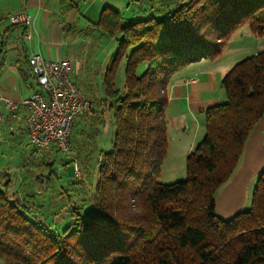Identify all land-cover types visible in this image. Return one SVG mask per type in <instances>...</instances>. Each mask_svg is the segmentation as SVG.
Segmentation results:
<instances>
[{
	"label": "trees",
	"instance_id": "16d2710c",
	"mask_svg": "<svg viewBox=\"0 0 264 264\" xmlns=\"http://www.w3.org/2000/svg\"><path fill=\"white\" fill-rule=\"evenodd\" d=\"M157 10L161 15L133 20L104 7L92 25L115 45L96 103L112 120L113 137L108 149H95L96 179L78 178L73 164L68 176L65 165L71 189L59 200L38 204L35 188L48 192L58 180L52 167L56 147L54 157L45 160L50 153L37 154L27 141L39 160L32 165L41 168L40 173L24 169L23 157L19 181L0 167V264H264V170L249 206L232 217L216 213L214 197L264 115V51L223 75L224 100L202 112L204 135L186 156L185 178L158 181L168 146L170 76L188 63L218 57L244 24L253 34L264 33V0L164 1ZM119 60H124L122 90L115 88ZM81 152L80 170L93 175L89 152ZM55 223L60 227L53 228Z\"/></svg>",
	"mask_w": 264,
	"mask_h": 264
},
{
	"label": "crops",
	"instance_id": "0c3cea01",
	"mask_svg": "<svg viewBox=\"0 0 264 264\" xmlns=\"http://www.w3.org/2000/svg\"><path fill=\"white\" fill-rule=\"evenodd\" d=\"M145 1L0 0V134H5L3 137L0 135V138L13 140L20 130L27 138L25 133L26 111L21 101L31 94L33 88V80L27 65V58L32 52H38L47 59H69L72 71H81L80 76L84 81L89 79V76L85 73V68L88 66L83 56L75 53H70L69 56L68 52L63 53L66 49L64 39L67 35L77 36L84 29L91 28L104 7L120 12L116 8L119 4L124 8L134 5L132 10L134 16L122 17L136 20L142 18L137 16L142 13L161 15L162 11L157 10V5L164 1L187 2L189 0H147L150 5L144 8ZM138 10L142 12L139 13ZM18 13L25 14L28 22L11 23L9 18ZM27 34L30 35L29 38L25 37ZM83 48L84 51L89 49L87 45ZM217 58H202L188 63L170 76L166 88L168 98L165 109L166 133L189 140L188 142L183 140L185 153H189L202 131L200 125V120L203 119L202 112L223 99L220 83L227 70L225 72L220 70ZM98 77L103 78L102 72L98 73ZM87 85L88 93H92ZM83 93L86 94V92ZM6 101L16 103L17 110L11 111ZM84 119L85 116H80L82 123ZM260 120L262 121L258 123L249 139V142L253 141L257 136V130H262L258 134L259 145L264 143V140H261V134L264 132V123H262L264 118ZM84 126L82 124V127ZM261 147L262 145L258 146L253 153L257 161L256 167L242 175L247 162L245 159L238 173L224 184L219 196L215 199V210L219 216L230 218L250 204L248 201L249 188L256 181L260 171L264 170V151H261ZM47 152L53 155L54 147Z\"/></svg>",
	"mask_w": 264,
	"mask_h": 264
},
{
	"label": "rangeland",
	"instance_id": "374dc122",
	"mask_svg": "<svg viewBox=\"0 0 264 264\" xmlns=\"http://www.w3.org/2000/svg\"><path fill=\"white\" fill-rule=\"evenodd\" d=\"M150 5L149 1H145L144 8H148ZM100 7V5H99ZM116 8L119 9V12L121 16H134L132 11L134 9V5H131L129 8H124L123 5H118ZM141 13L142 11H139ZM137 13V14H139ZM138 18L142 17L144 18L147 16V13H142L137 15ZM97 21V19H96ZM95 23V22H94ZM66 49H64L63 53L66 52L69 53H75L76 55H82L83 58L86 61V65L88 67L85 68V73L89 76V79L82 80L81 79V71H72V79L74 82H76L79 86V88L82 90V92H86L88 94V98L93 103V109L89 115H86L84 119L85 126L83 129L79 131H76V127L78 126V123L80 122V117L76 119V123L74 126V135L73 137L77 142H75V145H72V151L68 154H65L63 152L57 151V155L55 157L50 154L49 156L44 157L45 160H49L51 158H55L56 160L53 163V168L56 169V173L58 174V180H55L52 184L54 186L50 187V189L47 191H43L39 188H35L37 191V195L35 197L36 203L38 204H44L46 200H59V195L63 193L66 189H71L69 183L65 182L67 180V177L65 176V165L67 166V172L69 173L68 176L72 175V164L76 163L79 169V172L81 175L78 176V178L86 177V179L92 178L93 180L96 179V167H95V159H96V153L95 149H97V146L99 145L103 149H108L112 142L113 137V122L108 117V113L101 109L96 105L97 99H100L103 97V79L98 77V73L102 72L104 74L105 67L109 63L112 53L115 51V45L113 39L111 40L110 36L103 33L102 31H98L96 29H84L81 34L79 35H72L69 34L64 39ZM89 48L88 51H84V46ZM70 48L72 50H70ZM264 51V33L261 35L253 34L249 26L247 24H244L240 26L231 36L230 40L226 42L223 50L221 51V54L217 58V64L220 66V70L222 72H225L228 70L234 63L257 54L258 52ZM88 83V85L86 84ZM86 85L90 87V90L92 93H88L86 89ZM115 88H118L119 90H122L124 88V60L117 61V71H116V79H115ZM223 91V90H222ZM224 95V91H223ZM224 100V96L222 101ZM104 107V106H103ZM97 109V110H95ZM264 118V115L261 116L260 119ZM258 120L255 126L252 128V130L249 133V136L247 137L242 154L240 157V160L238 164L236 165L233 173L229 177V179L225 182H229L231 178L238 173L239 169L242 168L241 165L246 159V166L245 170L242 175H245L249 170L254 169L257 165V161H255L253 153L256 151V148L260 145L261 151H264V143L258 144L260 137L258 134L260 132L257 130V136L254 138L253 141L249 142V139L251 135H253L255 129L258 126V123H260L262 120ZM264 123V122H262ZM201 127V133L197 139V141H194L195 143L192 145L190 150L194 148V146L198 143V141L203 137L204 135V124L203 119L200 120ZM199 126V124H198ZM262 127V126H261ZM260 127V128H261ZM259 128V129H260ZM2 137L5 135L4 133L0 134ZM77 136V137H76ZM262 139L264 140V132L261 134ZM16 139V140H15ZM22 139V141H21ZM183 140H186L188 142V139H183L181 136H175L173 134L167 135V141L168 146L165 153V156L161 162L160 165V172L158 176V181L162 184H170L179 180H183L186 175L185 170V162H186V156L187 153H185V147ZM94 141H97V144H92ZM30 147L27 146V138H25V135H23L20 132H18L17 137H14L13 140L6 139V138H0V167L4 169L5 171L10 172V177L13 180L19 181L23 179V169H22V158L27 157L28 163L24 169H29L33 171L34 173H40L41 166L34 167L39 161L35 158L33 154L30 152ZM91 153L89 150H91ZM77 150H81V153L89 152V156H91L92 164L94 166L93 175L89 174L87 171L88 169H85V171H81L79 168V154H77ZM189 150V151H190ZM247 151V152H246ZM54 154V153H53ZM100 159V158H99ZM31 164V165H30ZM33 164V165H32ZM84 165V163H83ZM30 171V172H31ZM262 171V170H261ZM260 171V172H261ZM56 174V175H57ZM257 179V177H256ZM28 180V178H27ZM256 182V181H255ZM254 182V184H255ZM223 183L218 190L215 193V199L220 191L223 189L224 184ZM254 184L249 188V196L248 201L250 203L251 201V194L254 187ZM15 188V184L11 190ZM26 188V185L22 184L21 187H19L20 193L23 191V189ZM66 190V191H68ZM45 192V193H44ZM47 193V194H46ZM71 193V190H70ZM59 202V201H58ZM249 206V205H248ZM247 206V207H248ZM66 204L58 210L60 213L64 212L66 209ZM245 207V208H247ZM57 210V209H56ZM38 214L40 212H37ZM54 219L59 222L60 217L56 213ZM59 223L53 224V228H56L57 226L60 227Z\"/></svg>",
	"mask_w": 264,
	"mask_h": 264
},
{
	"label": "built area",
	"instance_id": "2783aa9c",
	"mask_svg": "<svg viewBox=\"0 0 264 264\" xmlns=\"http://www.w3.org/2000/svg\"><path fill=\"white\" fill-rule=\"evenodd\" d=\"M10 22L27 23L25 14L18 13L9 18ZM29 38L30 35H26ZM27 65L33 80L31 94L21 101L25 108V133L37 154L56 147L68 154L71 131L75 120L89 115L93 103L72 79V64L69 59H47L38 52H32ZM8 108L15 112L16 103L6 101ZM75 176L81 175L76 163Z\"/></svg>",
	"mask_w": 264,
	"mask_h": 264
}]
</instances>
